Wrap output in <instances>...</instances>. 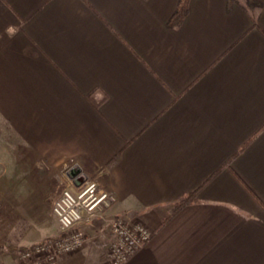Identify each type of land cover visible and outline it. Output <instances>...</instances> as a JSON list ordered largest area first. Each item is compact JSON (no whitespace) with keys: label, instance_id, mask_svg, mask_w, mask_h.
<instances>
[{"label":"crops","instance_id":"1","mask_svg":"<svg viewBox=\"0 0 264 264\" xmlns=\"http://www.w3.org/2000/svg\"><path fill=\"white\" fill-rule=\"evenodd\" d=\"M258 1L255 22L236 2L191 0L171 28L179 0H0V162L12 165V193L41 187L53 210L81 186L65 174L76 167L117 196L107 214L153 231L123 264H264ZM99 221L76 224L86 244L58 264H110Z\"/></svg>","mask_w":264,"mask_h":264},{"label":"built area","instance_id":"2","mask_svg":"<svg viewBox=\"0 0 264 264\" xmlns=\"http://www.w3.org/2000/svg\"><path fill=\"white\" fill-rule=\"evenodd\" d=\"M81 176V186L76 191L65 189L53 207L64 237L24 249L21 264H58L60 256L76 253L86 243L83 232L75 230L76 224L104 216L116 203L113 192L100 188L97 181L86 175ZM98 234L108 242L110 264H123L151 240L153 231L142 221L129 223L114 216L103 218Z\"/></svg>","mask_w":264,"mask_h":264},{"label":"rangeland","instance_id":"3","mask_svg":"<svg viewBox=\"0 0 264 264\" xmlns=\"http://www.w3.org/2000/svg\"><path fill=\"white\" fill-rule=\"evenodd\" d=\"M240 1L241 0H239V2ZM240 7L242 6L240 5ZM12 164L13 166H16L18 169H20L19 167L20 163L17 164V162H12ZM10 166H12L10 161L6 162L4 160L3 161L1 160L0 162V264H21V254L24 249L33 247L36 244L43 243L46 241L62 239L65 233L64 231L61 230L60 225L56 220L53 210L50 208L49 203L48 202L45 203L44 194L39 193L41 187H35V185L30 187L28 186L29 192H24L22 194L12 193L11 190H14L15 188L9 185V181L11 179L8 173L10 172H5V167L9 168ZM74 168L76 167H73L71 170L67 169V171H65V174L66 175L71 174L70 176L72 178H75L77 181L78 177H80L81 179L82 176L73 174V172L77 173L76 169ZM18 180L21 181L20 178H18ZM16 189L20 191L21 188L20 186H18ZM63 189L64 187L62 184L61 191ZM110 210L106 211L104 213V216L99 217L101 224L103 222V218L108 219L109 217H114V215L110 216V214H107ZM121 218L128 221L124 217ZM128 222L129 223L136 222V220L128 221ZM84 236L86 237L85 234ZM22 238H28L27 241L31 242L33 245L29 247L20 245V240ZM63 256L59 257L58 262L60 261V258Z\"/></svg>","mask_w":264,"mask_h":264},{"label":"trees","instance_id":"4","mask_svg":"<svg viewBox=\"0 0 264 264\" xmlns=\"http://www.w3.org/2000/svg\"><path fill=\"white\" fill-rule=\"evenodd\" d=\"M234 2L240 4L243 9L249 11L252 19L256 22L257 11L262 6L260 1H258V0H241L239 2V0H237V1L236 0H229V9L232 8ZM190 3H191V0H179L177 8H176V11L174 12L173 16L171 17V19L168 22V26L169 27L176 28V27H179L180 25L183 24L184 20L186 19V17L189 14V11H190ZM248 144H249V142L244 144L242 146V148L240 149V151L237 152L233 157L230 158L228 163L231 162V160L235 156H237L240 152H242L247 147ZM221 170L222 169H219L218 171H216L204 183V185L200 186L195 191H192V192H189V193H185L178 201H176L173 204V206L171 207L170 214L163 221L162 225L167 223V221L171 220L174 216H176L184 208H186V207H188V206H190V205H192L194 203H197L199 201V194H200L201 190L203 189V187L205 186V184L209 183L213 178H215L221 172Z\"/></svg>","mask_w":264,"mask_h":264}]
</instances>
